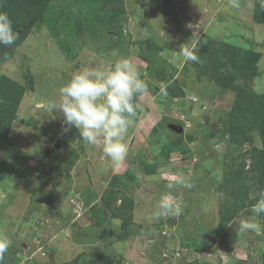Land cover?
Returning <instances> with one entry per match:
<instances>
[{
	"label": "rangeland",
	"instance_id": "obj_1",
	"mask_svg": "<svg viewBox=\"0 0 264 264\" xmlns=\"http://www.w3.org/2000/svg\"><path fill=\"white\" fill-rule=\"evenodd\" d=\"M253 1L232 8L229 0H122L116 15L101 11L103 0H50L45 19L0 65V77L25 89L11 124L0 122V237L11 241L4 264H264V215L256 218L260 231L239 230L259 193L228 196L221 184L227 144L217 131L233 94L199 80L179 52L194 33L198 41L209 37L250 50L259 56L260 74L250 86L264 93V25L252 22ZM108 21L115 22L113 34ZM78 24L83 36L75 37ZM121 58L136 66L148 92L136 98L128 155L115 166L102 145L82 141L74 128L62 131L63 114L53 103L83 67ZM165 82L175 98L164 95ZM179 127L192 143L184 138L183 151L167 152ZM251 146L262 147L258 134L241 151ZM155 162L147 175L145 165ZM178 173L190 174L192 187L168 189ZM113 176L125 185L116 205L123 197L133 201L126 228L96 211ZM166 194L181 206L180 215L149 219ZM225 196L245 208L220 226Z\"/></svg>",
	"mask_w": 264,
	"mask_h": 264
},
{
	"label": "trees",
	"instance_id": "obj_2",
	"mask_svg": "<svg viewBox=\"0 0 264 264\" xmlns=\"http://www.w3.org/2000/svg\"><path fill=\"white\" fill-rule=\"evenodd\" d=\"M49 2L50 0H0V11L9 15L13 22L14 30L19 33V39L13 46L5 47L0 45V65L3 62L2 58L13 53L20 46L28 32L45 19V10ZM121 4L122 0H103L101 11L107 10L117 15L123 11ZM261 5L262 0L253 1L251 19L254 24L264 25V7ZM98 22L100 27L104 28L102 25L104 22L102 23L101 20H98ZM114 23L113 21L106 23L112 30V34L115 32ZM80 25L82 24H78L73 28L75 37L78 35L83 36L82 30L78 28ZM107 31L105 34H108ZM197 46L200 63L189 62L186 67L189 65L199 80L233 94L229 110L223 112L221 125L217 131L218 137L227 144V147H225L227 151L223 155L224 172L221 184L225 188L224 193L226 195L231 196L232 194L235 196L236 194H241L243 198H246L251 191L259 193L260 190H264V93L254 92L250 86V82L260 75L257 73L259 56L250 50L218 42L209 37H201ZM141 57L147 64L146 69L149 72L153 62L152 59L148 58V54ZM152 74L161 80V75L153 72ZM173 82L175 84L176 80L171 83ZM24 90L22 85L12 81L9 77L4 75L0 77V122L2 127H8L13 121ZM176 93L180 94L179 97L182 96L181 92L176 91ZM164 95L169 96V99L176 97L171 85H165ZM163 126V121H160L157 125L158 128H163ZM210 134L215 136L214 132ZM256 134L260 136L262 147L251 146L246 151H241L245 142L253 144ZM184 138H186L185 142L192 143L193 136L191 134L184 136L179 133L173 145L167 146V152L169 150L171 152H174V150L183 151L182 143ZM162 150L165 151V149ZM157 156L154 153L153 157ZM165 159L166 161L168 160V153ZM247 160L249 161L248 166L246 165ZM158 164L157 162L153 165L151 163L144 164L145 168H147V175L153 174ZM246 167H248L247 170L245 169ZM118 180V177H112L107 189L102 194L96 211L103 212L102 214L107 211L113 219L123 221L122 226L126 228L132 219L133 201L123 197L121 204L116 205L118 197L123 195L122 187L125 186L121 185ZM248 181L251 183H247ZM258 198L259 196L257 195L249 206H252ZM228 199L229 197L225 196L226 204L224 206L226 208L221 213L220 226H224L226 222L233 220L235 215L245 208L237 202L231 204V202L227 201Z\"/></svg>",
	"mask_w": 264,
	"mask_h": 264
},
{
	"label": "clouds",
	"instance_id": "obj_3",
	"mask_svg": "<svg viewBox=\"0 0 264 264\" xmlns=\"http://www.w3.org/2000/svg\"><path fill=\"white\" fill-rule=\"evenodd\" d=\"M232 8H238V0H229ZM264 7V0H262ZM19 39L13 22L6 12L0 11V45L13 46ZM192 43L180 48L184 63H200L198 56V38L193 34ZM148 92V85L139 70L127 58L116 60L107 67H83L74 73L71 79L59 89V102L53 103V109L63 114L62 131L67 133L73 128L79 137L89 145H102V151L113 165H120L128 155L126 135L137 113L136 98ZM166 94V93H165ZM177 185L192 187L190 174L173 175V183L166 185L173 189ZM257 202L251 206L253 216L241 219V234L258 232L261 225L256 218L264 215V190H260ZM182 208L173 204L170 194L161 197L156 210L149 217L159 220L168 214L180 215ZM11 241L0 237V264H4Z\"/></svg>",
	"mask_w": 264,
	"mask_h": 264
},
{
	"label": "water",
	"instance_id": "obj_4",
	"mask_svg": "<svg viewBox=\"0 0 264 264\" xmlns=\"http://www.w3.org/2000/svg\"><path fill=\"white\" fill-rule=\"evenodd\" d=\"M177 130V132L178 133H180L181 132V128L179 127L178 129H176Z\"/></svg>",
	"mask_w": 264,
	"mask_h": 264
}]
</instances>
